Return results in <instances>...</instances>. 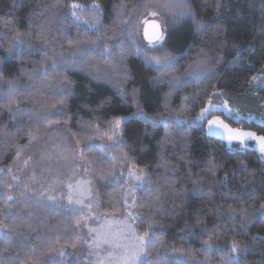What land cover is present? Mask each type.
I'll list each match as a JSON object with an SVG mask.
<instances>
[{"label": "trees", "instance_id": "obj_1", "mask_svg": "<svg viewBox=\"0 0 264 264\" xmlns=\"http://www.w3.org/2000/svg\"><path fill=\"white\" fill-rule=\"evenodd\" d=\"M184 2L0 0V223L8 229L0 235V264H80L54 260L59 249L77 247L79 211L8 195L22 151L61 123L82 146L104 214L126 209L117 165L146 173L134 197L136 223L155 243L146 246L142 264H230L233 241L249 249L239 254L240 264H264V239H253L264 236L261 154L229 146L209 134L206 123H189L209 100L250 97L251 78L264 67V0H186L195 19L162 7ZM73 3L82 5L77 15L88 20L96 19L92 5L98 3L99 24L76 22ZM149 10L165 15L163 47L138 39ZM145 53L177 62L160 69ZM202 53L209 73L188 77ZM257 91L264 100V86ZM137 108L158 122L122 123L111 149L91 142L111 136L105 134L111 121ZM176 114L187 119L177 121ZM161 116L169 122L160 123ZM253 127L264 133V126Z\"/></svg>", "mask_w": 264, "mask_h": 264}, {"label": "rangeland", "instance_id": "obj_2", "mask_svg": "<svg viewBox=\"0 0 264 264\" xmlns=\"http://www.w3.org/2000/svg\"><path fill=\"white\" fill-rule=\"evenodd\" d=\"M153 11L158 12L159 16H151L149 13ZM148 19H157L165 26V15L162 10H149L140 21L137 35L146 47L151 46L145 42L143 35V27ZM262 73H264V67L254 76H260ZM262 86H264V83L260 80L252 81L250 97H239V99L224 97L220 102L212 101L215 105L226 104L227 108L215 109L208 116V119L219 117L232 129L264 135L263 132L253 127L255 123L264 126V100L261 99L263 95L257 91ZM227 109H231L232 112L229 113ZM212 134L223 138L233 148L241 150L253 148L259 152L258 144L254 140L246 141L247 147H242L237 141L230 144L226 135ZM120 138L121 130L119 139L116 135H111L109 137H96L91 142L104 149H111ZM130 167L132 165L127 163L117 165V172L126 183L127 203L125 211L118 215L104 214L100 208L91 171H85L89 167L82 156V146L74 142L66 124H54L39 139L22 151L15 169V177L18 179H15L13 186L8 189V195L11 199L38 200L46 204L66 206L79 211L84 216L79 227L77 247L74 249H59L54 255V260L61 263L75 260L80 264H108L107 257L108 252L112 251L111 247L109 245L96 247L93 245V241L98 239L103 225L110 223L113 227H117L119 222L125 220L128 212H131L132 216H139L135 207L130 206L133 204L136 190L142 183L129 176ZM89 180L91 181L90 185L80 184L82 181ZM69 184L72 185V189H69ZM86 188H90V196L81 195V192ZM69 196L72 197L71 200H69ZM80 199L83 200V203H76ZM88 204H92L91 210L88 209ZM128 223L131 224L136 233L144 235L145 232L138 230L136 219L129 220ZM7 234L8 229L3 223H0V235ZM146 239L150 240L149 235ZM61 252L64 253L63 256L60 255Z\"/></svg>", "mask_w": 264, "mask_h": 264}, {"label": "snow or ice", "instance_id": "obj_3", "mask_svg": "<svg viewBox=\"0 0 264 264\" xmlns=\"http://www.w3.org/2000/svg\"><path fill=\"white\" fill-rule=\"evenodd\" d=\"M82 5L73 3L71 5L72 8V15L75 17L76 22L83 23L85 25L89 26H95L96 24H99V12H100V5L93 4L92 8L96 13V19L95 20H88L83 16L77 15V9L81 8ZM166 10H168L173 15L178 16H185V15H191L193 19H195V14L192 12V8L190 3H187L186 0L184 3H181L179 5H172L170 3H165L162 5ZM178 7L180 10L178 12L174 11V8ZM153 17H158V12H150L149 13ZM198 26H202L204 24L203 21H196ZM152 28L154 29L151 33L148 31L144 32V36L147 38L149 45H151L153 48L157 47H163V44L166 40V28H161V25L159 23L152 25ZM19 38V37H18ZM135 49L137 53L141 51L139 45H135ZM105 51H108L107 49ZM239 55V53H238ZM145 58L147 59L148 63L151 64L154 67L160 68V69H167L173 66L174 63L177 62V57L165 55L163 59L160 57H148L145 53ZM46 73V69H45ZM209 73V67H208V57L206 53H202L199 62L195 64L193 67H191L190 71L186 74L188 77H199L202 74H208ZM127 74H125L126 76ZM176 82H180L179 78H173ZM252 81L260 80L262 83H264V73H262L260 76H253ZM9 85H12V81H8ZM121 96L124 95V91L122 89V86L119 88ZM227 108L225 105H215L212 103L211 100L208 101V104L206 107L201 108L199 114L197 117H195L193 120L189 121V123L196 125V126H202L204 123L207 124V131L208 133H218L220 135H226L227 141L231 144L233 141L239 142V144L242 147H247L246 141L248 140H254L258 144L259 152L261 154V161L264 162V135H257L254 132H244L237 129L230 128L227 124H225L219 117H213L212 119H208V116L211 115V113L217 109V108ZM11 111V108L9 109ZM229 113L232 112L231 109H227ZM177 121L183 122L187 118L176 114L174 117ZM131 119H145L150 120L153 124H156L157 118L149 117L142 109L137 108V111L132 113L130 116H121L113 119L111 121L110 126L106 130L107 134L116 135L119 139L120 137V129L122 123L129 121ZM159 122L167 124L169 122V117L167 116H161L159 117ZM97 130H99V126L97 125ZM118 142V140L116 141ZM125 159H127V154L122 153ZM112 159H115V157H112ZM215 166V165H213ZM247 171V169H244ZM85 171H91L90 169H85ZM130 177H134L135 180L139 183H144L145 181V175L143 169H139L136 166H132L129 168L128 172ZM13 179H18L17 177H13ZM80 184H87L90 185L91 181H82ZM69 189H72V185H68ZM91 190L90 188H86L81 192L82 196H90ZM72 197L69 196V200H71ZM76 203H83V200H77ZM127 203V202H126ZM88 209L91 210L92 204L87 205ZM130 207H135V202L133 201V204ZM261 215H264V205L261 206L260 209ZM138 216H132L131 212H128L126 214L125 220L119 222L117 227H113L110 223L105 224L101 228V233L98 236L97 240L93 241V245L96 247H100L102 245H109L112 249V251L108 252V264H142V258L146 255V246L155 243V238L152 239H146V237L149 235L147 232L144 233V235H139L135 232L134 228L131 226L130 223H128L129 220H135L138 219ZM79 223V221H77ZM151 227V226H150ZM96 231V230H92ZM255 239H264V236L258 235L257 237L253 238ZM206 251L212 250V246L210 244H206L205 246ZM230 251L233 254V258L230 261V264H240V258L239 254L241 252H247L249 249L247 248H241L237 241H233L230 246ZM63 252L60 253L61 256H63ZM181 255H184L183 253ZM146 264V262H145Z\"/></svg>", "mask_w": 264, "mask_h": 264}, {"label": "water", "instance_id": "obj_4", "mask_svg": "<svg viewBox=\"0 0 264 264\" xmlns=\"http://www.w3.org/2000/svg\"><path fill=\"white\" fill-rule=\"evenodd\" d=\"M159 23L161 25V28H163V25L161 22L157 19H150L145 22L144 27H143V35L145 31H148L151 33L154 29L152 28V25ZM145 40L148 42L147 38L144 36ZM149 43V42H148Z\"/></svg>", "mask_w": 264, "mask_h": 264}]
</instances>
